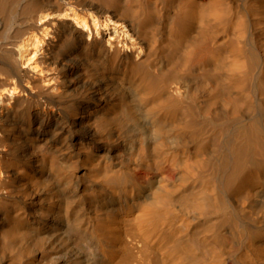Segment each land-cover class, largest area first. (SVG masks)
<instances>
[{"label": "bare ground", "instance_id": "6f19581e", "mask_svg": "<svg viewBox=\"0 0 264 264\" xmlns=\"http://www.w3.org/2000/svg\"><path fill=\"white\" fill-rule=\"evenodd\" d=\"M0 264H264V0H0Z\"/></svg>", "mask_w": 264, "mask_h": 264}]
</instances>
